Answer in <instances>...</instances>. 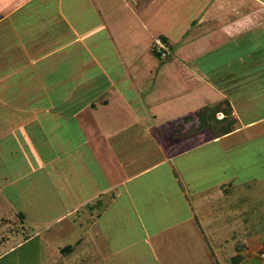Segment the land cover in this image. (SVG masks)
<instances>
[{"label": "crops", "instance_id": "0c3cea01", "mask_svg": "<svg viewBox=\"0 0 264 264\" xmlns=\"http://www.w3.org/2000/svg\"><path fill=\"white\" fill-rule=\"evenodd\" d=\"M184 14L190 16L184 30L190 37L179 45V36L174 39L160 28H172L170 21ZM166 37L173 42L171 55L173 46L180 48V59L168 70L176 79L169 88L172 100L161 92L166 85L154 83L163 66L154 65L153 42L168 43ZM138 44L142 49L134 52L131 66L128 57ZM202 57L209 59L200 66ZM56 64L66 66L59 78L68 84L61 88L64 98L46 86L48 76L59 73L52 67ZM92 66L96 76L89 71L91 77L82 83L81 74ZM98 76L102 84H96ZM130 90L140 95L153 120L176 121L167 128L171 142L155 141L140 154L129 142L130 127L109 143L99 139L95 107L110 108L112 100L129 107ZM5 109L11 124L3 133L16 131L18 122L26 123L23 128L45 121L47 137L63 133L71 138L70 127L62 125L69 120L73 139L82 138L76 141L84 151L61 150L46 162L45 221H35L34 213L25 210L0 213V264H222L213 250L221 244L199 235L204 223L198 216L221 210L219 201L231 187L235 192L250 187V194L237 198L257 196L260 202V184L256 178L238 180L234 168L221 162L210 163V178L202 166L206 154L217 155L208 150L213 146L228 152L247 143L264 145V0H0V112ZM127 111L143 121L137 110ZM51 122L60 125L50 127ZM175 137L178 143H172ZM132 151L134 157L128 156ZM84 155L94 160L99 174H92ZM71 162L80 176L75 177L78 187L63 174ZM212 191L222 195L214 206ZM53 206L57 215L48 214ZM263 234L264 229L234 232L228 238L236 243L232 264H264ZM36 239L42 241L36 250L47 246L56 261H30Z\"/></svg>", "mask_w": 264, "mask_h": 264}, {"label": "rangeland", "instance_id": "374dc122", "mask_svg": "<svg viewBox=\"0 0 264 264\" xmlns=\"http://www.w3.org/2000/svg\"><path fill=\"white\" fill-rule=\"evenodd\" d=\"M120 1L123 2V0ZM169 14L170 12L168 13V11H165V15L169 17ZM190 21H191L190 16H188L187 14H184L182 16L178 15V17L170 21L172 28L165 26V27H161L160 29L163 28L164 30L163 32H165L166 29L168 31H171L172 32L171 37L174 39L178 38L177 36H179L180 42L178 44L182 45L186 43L187 41L185 42V40H187V38L190 37L189 35H185L184 33V30H186V26H188ZM132 34H134V32H131V35ZM166 38L167 40H169L168 43L167 42L165 43L166 51H167V57H165L166 59H164V61L160 60L162 62H160L158 59L154 60L155 66L157 67L163 66L162 71H158L154 83L166 85L168 89L161 92L166 93V96L170 97L169 100H172L174 90H170L169 88L172 87V83L174 81L176 82V79L174 77H171V74L168 72V70H170L169 67L173 65V62H175L176 59L178 60L180 59V57L176 54V52H179L180 48L177 47L175 48L173 46L172 49H174V51L173 54L171 55L170 42L172 41H170L168 37ZM130 44L132 45V43ZM132 48L133 47H131V49ZM141 49H142L141 44H138L133 48V52L131 53L130 57H128V60L130 61V65L131 62L134 61L135 58L137 57L135 53H138ZM205 59H209V58L202 57L201 59L198 60V63L197 62L196 63L201 66L203 65ZM52 67L55 69L57 68L60 74L59 73H54L53 75L48 74L50 75L48 76L50 80L46 81V86L53 89L54 88L58 89V94H56V91H54L56 94L55 95L56 98L57 97L64 98L67 95V92L64 88L62 89L64 91H62L61 88L64 85H68V84H65L64 82L60 81L59 78L63 76L66 66L64 64L61 65L56 64V65H52ZM134 67L136 70V68H138L139 66L136 65ZM94 70L95 67L92 66L88 69L87 71L88 74L86 73L81 74L82 83L87 82L88 79L91 77V75H93V77L96 76ZM89 71L93 73L90 75ZM136 71H133L135 73L134 75L135 77L138 76V73ZM173 76L177 78L178 82L182 81L178 79V75L173 73ZM53 79L54 80L59 79V81H53ZM127 80L128 82H130L132 79L131 78L125 80L122 79L121 81L126 84ZM102 83L103 82L101 77L98 76L96 78V84H102ZM53 84L56 85L54 86ZM69 85L72 87L73 83L72 84L70 83ZM53 89L50 90V93H52ZM68 90H70L69 92L72 91L71 89ZM115 92L118 93L119 91L116 90ZM129 93H130L129 100L132 104L130 105L131 107L122 104L120 106H117L114 104L113 100L109 105L110 108L109 107L107 108L106 104L103 105L100 104L99 106L95 107L97 111L96 112L94 111V115L102 129V134H103L100 135L99 139L100 140L104 139L109 143V140H111L112 138H118L119 136H121V135H119L118 137L116 136L117 133H119V131H122L123 128L128 129L130 127L128 132L129 142L133 150L138 151V153L140 154H142V152H145L146 150H150L151 145H155V141H160L165 144L166 140L169 138L171 142L172 137L170 135L172 134V130L169 131L167 130V128L169 127L173 129L175 127L176 121H173L172 123H170L171 125H169V123H166L165 121L157 122L153 120L151 114L147 113V108L142 107V105H145V103H142V105H140L141 103H139L140 102L139 100L142 99L140 95L132 94L133 93L132 90H130ZM134 103L135 105H133ZM130 108L137 110L138 115L140 116L139 119L143 121L136 122L134 116H132L131 113H128L127 111V109L129 110ZM239 110L242 109L239 108ZM0 113H1L0 114V118H1L0 213L10 214V216H12L14 214H18L19 212L24 213L23 211L25 210L34 213L35 221L40 220L41 222H43L46 220V181H47L46 171L44 166H46L47 161L56 158L58 151L61 150L73 151L75 149H82L84 151V147L82 146L83 143L76 141L82 138H77L76 140L73 139V133L71 131H73L72 129H74L75 126H74V122H71L69 120L64 121L63 124L62 123L61 124L66 125L68 128L70 127V129H68V132L72 135L71 138L62 135L63 133H59L60 135H58V133H54V137H47L45 121L44 123H40V122L30 123L28 126H25L23 128L21 126L22 125L24 126V124L26 123L18 122V125L16 124L18 127H15L17 128L16 131L14 132L12 131L11 133L7 132L6 134V132L3 133L4 132L3 127L10 126L11 123H9L7 119L11 117L9 116L8 111L6 109L4 111L2 110V112ZM47 123L49 122L47 121ZM40 124L43 126L45 125V129L41 128V126H39ZM49 125L50 127L52 126L57 127L55 125H58L59 127L60 124L57 122L54 123L51 122ZM162 130H164L163 133ZM124 133L125 135L127 134V132ZM175 138H173L174 141L172 143L174 142L178 143L177 137ZM103 142L104 141L99 142L102 144L101 146H103ZM70 146H72V149L70 148ZM121 148L124 149L125 146H122ZM208 150H211V152L214 151L215 153H217V155H215L214 158L213 154L211 153L206 154L207 157H209L208 161L204 160L203 158L204 163L202 167L205 170L204 174L207 177L209 178L211 177V175L206 171L208 170V167L211 166V164L213 163H215L216 165V163L221 162L226 164L228 168L230 167L234 168L233 174H237L238 180L243 179V181H245L247 179L256 178V180H258V183L260 184V190H259L260 202L256 201L257 196H254L252 199H247V198L243 199L239 195L237 198L238 193H242V195H245L243 192H247V194H250V192L247 191V188L250 189V187H244V186L241 188L239 187V190L241 189L242 192L240 191L235 192L234 188L231 187L228 190V192L230 193L226 195L227 197L219 201L221 210L218 211L212 210L208 214L204 213L202 214L204 218L201 216V214L200 216H198L200 222L204 223V225L201 226L202 229H198V232L199 230L201 231L199 235L202 236L204 241H209L210 239L212 244H217V243L221 244V249H219L216 246V249L213 250L216 252L217 257L221 258L222 264H232L234 262L230 260V258L234 256L233 254L234 251L232 250V247L236 243H231L229 239L230 237L233 236V233L236 232L237 230L254 231L255 229L258 230L264 229V202H262V200L264 199V189L261 187L262 185H264V145L261 144L260 146L253 147L251 143L250 144L247 143L241 146L240 148L239 147L232 148L228 152H225L224 149H221L218 146H213V148L211 147ZM125 151L129 152L130 149L126 148ZM135 153L136 152L132 151V153L128 156L134 157ZM147 153L150 154V151H147ZM224 154L225 157L223 158ZM52 156L54 157L52 158ZM84 156H85V160L91 166V167L89 166L90 170H93L92 174L93 172L99 174L100 170L96 168L93 162L94 160L90 158V155H84ZM74 165L75 162L69 163V165L65 168V170H63L64 172L63 174H65V176L67 175V181L70 184H73L76 187H78L77 186L78 184L76 183H78L79 180L76 179L75 177H80V176L77 172L75 171L73 172ZM56 176L59 177V175ZM256 188L257 187H255V189ZM80 194H85V191L81 190ZM220 196L222 195L217 194L214 191L211 192L212 199H215V201L213 202L211 200V206L217 204L216 200H219ZM255 204L257 205L259 204V206L256 209L253 208ZM240 206L242 207V209L240 208ZM56 207H54L51 210H48L49 211L48 214L51 213L52 215H57L58 209ZM117 207H122V205L120 204V206ZM202 210L203 209L198 208L197 211L201 212ZM227 213L229 214L234 213V215L238 214V216H234L233 218H230V215ZM240 214L242 217H239ZM103 224H105V221H103ZM195 224H197V218L195 220ZM115 229H117V227ZM125 229L127 231H130L126 227ZM132 229H134L133 224H132ZM226 240H227V244H223L225 243ZM41 242L42 241L38 239L31 242V246H30L31 249L29 252H31L32 255L30 256V261H56V258L54 257L55 252L53 251L50 255L49 254L50 251H46L47 246H45V249L43 250L40 251L36 250V245H38ZM43 257L46 258V260H44ZM131 261H133V259H131ZM133 262H134L133 264H140L139 261H133ZM212 262L214 263L215 261ZM141 263L151 264L150 261H143Z\"/></svg>", "mask_w": 264, "mask_h": 264}, {"label": "built area", "instance_id": "2783aa9c", "mask_svg": "<svg viewBox=\"0 0 264 264\" xmlns=\"http://www.w3.org/2000/svg\"><path fill=\"white\" fill-rule=\"evenodd\" d=\"M154 52L159 55L160 60H164L167 57L166 44L159 38L154 40Z\"/></svg>", "mask_w": 264, "mask_h": 264}, {"label": "trees", "instance_id": "16d2710c", "mask_svg": "<svg viewBox=\"0 0 264 264\" xmlns=\"http://www.w3.org/2000/svg\"><path fill=\"white\" fill-rule=\"evenodd\" d=\"M159 39H161V38H159ZM162 40V39H161ZM163 41V40H162ZM164 42V41H163ZM165 43V42H164ZM154 45V44H153ZM153 48H154V46H153ZM153 53H154V55L157 57V59H159V55L156 53V52H154V50H153ZM166 59V58H165ZM160 60V59H159ZM162 61H164V60H162ZM234 260V259H233ZM213 264H215V263H213Z\"/></svg>", "mask_w": 264, "mask_h": 264}]
</instances>
